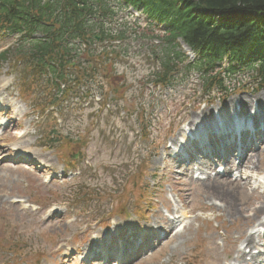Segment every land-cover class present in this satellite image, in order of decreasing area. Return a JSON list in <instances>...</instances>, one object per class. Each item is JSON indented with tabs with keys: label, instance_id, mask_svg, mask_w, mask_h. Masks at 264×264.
I'll return each instance as SVG.
<instances>
[{
	"label": "rangeland",
	"instance_id": "374dc122",
	"mask_svg": "<svg viewBox=\"0 0 264 264\" xmlns=\"http://www.w3.org/2000/svg\"><path fill=\"white\" fill-rule=\"evenodd\" d=\"M128 43H131L129 49L125 46L128 55L106 65L112 71L111 78L125 80L103 83L106 90H119L117 95L110 94L106 111L98 114L100 97L94 95L98 93L94 88L91 93L94 98L80 102L85 110H68L59 126V136L65 139L59 149L69 145L66 156L75 161L70 170L60 161L59 150L46 149L49 145L46 135L51 132L45 121L49 119L48 114L41 117L32 103H25L19 97V85L28 82L32 72L17 64L14 68L17 78L13 79L10 77L13 60L0 63V107L4 106L3 113L9 110L8 117L0 118V121L6 123L9 120L11 125L10 129L1 131L3 142L0 145L12 149L22 143L25 153L36 155L48 166L47 173L38 174L13 164L8 154L0 155V236L25 235L35 243L28 242L27 252L15 258L0 251V264H26V261L32 264L39 256L43 257L39 264H88L80 262L79 258L88 260V254L98 247L96 240L103 241V248L113 252L120 246H132L137 240L144 255L143 259L134 261L135 264H240L235 260V251L237 247L244 250V234L257 236L256 246L245 251L248 257L244 264H264V235L257 234L260 227L252 212L264 203V188L254 191L255 185L248 186L243 195L238 187L243 186V182L225 183L224 199L233 204L235 211L228 215L219 210L217 194L206 190L208 179L203 182L193 180L192 167L180 164L169 151L175 148L174 144L179 148L185 145L184 131L193 128L196 119L202 121L217 114L230 118L235 104L240 107V114L247 115L254 110L261 113L264 111L259 109L264 107V91H255L257 86L248 81L244 83L249 85L241 89L244 84L241 77L238 78L239 85H235L236 81L230 84L227 78L229 83L226 85L236 90L234 95L225 101L215 93L203 98L195 74L179 75V81L169 90L152 89L147 79L151 72L158 70V64L140 45L144 41ZM14 44L15 40L1 39L0 52ZM34 75L39 78L38 72ZM47 79L44 77L32 87L41 108L51 101L54 88L47 87ZM29 85L32 86L31 80ZM89 89L84 87L82 91ZM243 100L249 102L248 107L241 103ZM76 103L78 100L71 98L67 105L72 109ZM210 111L211 115H207ZM142 115L148 120L140 126ZM150 125L152 128L144 132ZM182 172L183 175H179ZM208 172L211 173L208 178H214L215 169ZM237 173L241 177L250 175L252 184L264 181V151L255 153L252 162L239 168ZM46 175L51 181L46 180ZM226 176L230 178L231 175ZM226 176L220 178L228 179ZM220 182L224 183V180ZM144 188L148 189L147 194L142 192ZM94 190L96 194L100 191L99 195L109 200V204L92 198L90 206L99 205L104 210L89 217L87 213L78 214L69 209L68 205L72 203L69 200L75 195V201L79 202L85 195H93ZM140 195L146 198L142 203L139 202ZM117 205L130 216L129 221L123 216L109 217L113 206ZM138 210L142 211L141 215L135 213ZM134 213L136 218L132 217ZM174 217L180 222L185 221L184 226H187L177 232V237L154 249L155 242L145 233L153 231L151 236L159 235L156 231H166ZM110 219L114 220L112 226ZM99 221H104L105 225L99 226ZM260 221L264 224V215L260 216ZM128 230L132 235L126 238L124 235ZM250 251L253 258L249 256ZM116 253L120 259L125 256L119 249ZM129 260L131 258L124 259L123 263Z\"/></svg>",
	"mask_w": 264,
	"mask_h": 264
},
{
	"label": "trees",
	"instance_id": "16d2710c",
	"mask_svg": "<svg viewBox=\"0 0 264 264\" xmlns=\"http://www.w3.org/2000/svg\"><path fill=\"white\" fill-rule=\"evenodd\" d=\"M44 1L0 0V29L22 35L18 46L0 58L6 61L10 55L25 70L38 72L40 77L50 75L49 84L58 91L50 99L52 107L62 105L70 93L77 94L75 90L82 84L93 83L96 78L104 80L110 73L103 67L107 57L103 59V53L96 51L86 53L84 69L77 64L72 68L73 73L69 72V65L74 61L70 57L73 50L69 49V41L80 38L93 42L94 27L87 24L94 12L92 0H50L45 10L40 9ZM124 1L135 9H142L149 19L169 27L168 33L160 36L153 30L144 34V38L161 41V47L154 49L158 50L160 71L151 75L153 85L167 88L180 71L194 72L202 80L205 96L212 91L226 96L230 91L225 87L229 83L227 78L233 80L246 72L250 81L264 89V0ZM38 33L42 38H33ZM178 39L201 55V60L185 64L186 57ZM224 60L229 62L227 68L222 67ZM62 86L66 87L64 91L60 90ZM50 136H55L52 142L60 143L54 132ZM61 150H67V154L70 146H62Z\"/></svg>",
	"mask_w": 264,
	"mask_h": 264
},
{
	"label": "bare ground",
	"instance_id": "6f19581e",
	"mask_svg": "<svg viewBox=\"0 0 264 264\" xmlns=\"http://www.w3.org/2000/svg\"><path fill=\"white\" fill-rule=\"evenodd\" d=\"M3 103H5V102H3ZM241 103L244 105V107H248V105H249V102L246 101V100H243ZM241 109H243L242 112H245L244 111L245 109L242 108V106H241ZM259 109L260 110H264V107H260ZM251 110H253V108ZM206 114L207 115H211V111L210 112H206ZM202 115L203 116H207V115H205V113H203ZM257 120H258V122H260V121H262V118L257 117L256 118V121ZM197 121H199V123ZM194 123H195L194 124V127L196 129L199 126L208 128L209 126L212 125V123H209L208 124L207 121L205 120V118H204L203 121H201L200 119H198V120L196 119V120H194ZM0 151H2V149H0ZM250 157H251V155H248L246 157V159H244L242 161V163H241L240 166L241 167H245V164L246 163H251L253 156L251 158ZM257 168H258V166H257ZM231 169H232V164H228L227 167L225 168V172L226 173H229ZM207 179H208V181H207V185H206V188H207L206 190H208V191L212 190L214 195L217 194V196H218L217 201H220L219 210L220 211H223L224 213L227 212L228 215L235 214V211L232 209V205L233 204H229L227 202V199H224V197H226L225 196L226 195L225 194V192H226V189H225L226 188V184L225 183H228V181H229L230 183L240 184L238 182V180L237 181H233V180H230V179H221L217 175L214 178H207ZM251 179H252L251 176H249V177L247 176L245 178L244 185L243 186L238 185V187H240V190L242 191V194L243 195H245L247 186H249L250 184H252V183H250V180ZM221 180H224V183H221L220 182ZM241 181H243V179H241ZM248 181H249V185H248ZM263 186H264V184H263ZM259 196H261V195H259ZM226 209H228V211H226ZM252 212H253V217H254L255 223H259V226L258 227L262 226L263 223L260 221V216L264 215V203H261V205L258 208H256L255 210H253ZM168 226L170 228H172L173 223H171ZM177 236H178V234H176V236H174L173 238H175ZM256 237H257L256 234H244V239L242 241V246L244 247V250H242L241 248L237 247V249L235 251V254H236L235 255L236 256L235 260L238 263L244 264L246 262L248 255H246V252L245 251H246V249H252V248H254L256 246V240H257ZM249 256H252L251 251L249 252ZM252 258H253V256H252Z\"/></svg>",
	"mask_w": 264,
	"mask_h": 264
}]
</instances>
